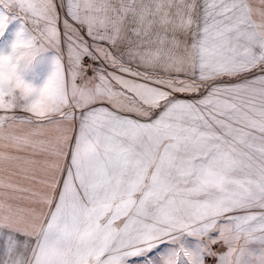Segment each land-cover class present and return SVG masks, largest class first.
I'll use <instances>...</instances> for the list:
<instances>
[{"label":"snow or ice","instance_id":"1","mask_svg":"<svg viewBox=\"0 0 264 264\" xmlns=\"http://www.w3.org/2000/svg\"><path fill=\"white\" fill-rule=\"evenodd\" d=\"M0 264H264V0H0Z\"/></svg>","mask_w":264,"mask_h":264},{"label":"rangeland","instance_id":"2","mask_svg":"<svg viewBox=\"0 0 264 264\" xmlns=\"http://www.w3.org/2000/svg\"><path fill=\"white\" fill-rule=\"evenodd\" d=\"M46 70V66H41L40 69H38L39 78L43 77V72Z\"/></svg>","mask_w":264,"mask_h":264}]
</instances>
